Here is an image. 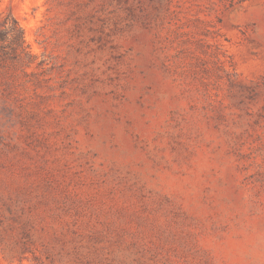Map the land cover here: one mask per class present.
Returning a JSON list of instances; mask_svg holds the SVG:
<instances>
[{"label":"rangeland","instance_id":"obj_1","mask_svg":"<svg viewBox=\"0 0 264 264\" xmlns=\"http://www.w3.org/2000/svg\"><path fill=\"white\" fill-rule=\"evenodd\" d=\"M0 14V264H264V0Z\"/></svg>","mask_w":264,"mask_h":264},{"label":"trees","instance_id":"obj_2","mask_svg":"<svg viewBox=\"0 0 264 264\" xmlns=\"http://www.w3.org/2000/svg\"><path fill=\"white\" fill-rule=\"evenodd\" d=\"M0 27H3V29L0 30V42L9 41L16 54H19L21 50H25L23 29L12 14L0 17ZM3 55L4 53H0V60L3 59Z\"/></svg>","mask_w":264,"mask_h":264}]
</instances>
